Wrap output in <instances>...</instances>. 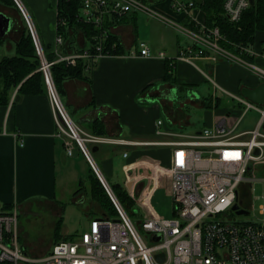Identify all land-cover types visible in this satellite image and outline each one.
Wrapping results in <instances>:
<instances>
[{
  "label": "built area",
  "instance_id": "built-area-1",
  "mask_svg": "<svg viewBox=\"0 0 264 264\" xmlns=\"http://www.w3.org/2000/svg\"><path fill=\"white\" fill-rule=\"evenodd\" d=\"M15 1L28 20L42 61L56 119L57 136L63 139L69 155H73L76 146H79L88 157L119 216L102 214L94 217L88 228L78 232L76 237L63 238L49 252L31 256L20 244L19 209L13 207L11 211H1L0 264H264V197L259 207V220L240 221L229 213L237 202L240 203V209L247 211L244 214L249 213V208L240 199L239 188L250 179L248 174L253 162L264 159V103L233 94L244 108L234 115L232 124L225 117L214 127H206L200 133L189 136L167 126L161 117L156 121V134L164 139L145 142L120 140L142 146L166 147L171 151L169 173L173 217L158 214L151 205L148 207L149 217L141 221L138 227L92 156V146L115 140L106 135L90 133L75 123L56 90L51 72V65L56 62L76 65L80 59H85L89 70L96 60L104 56L120 55L104 50L103 41L111 27L97 38L94 52L88 44L83 51L65 53L61 48L64 36L59 26L66 22L57 17L53 48L56 58L48 61L21 0ZM164 1L169 2L168 13ZM203 1L83 0L81 19L98 26H102L106 20L115 25L122 23L128 15L145 13L187 36L190 42L175 56H170L164 50L153 52L146 41H141L136 48L139 55L165 59L172 67L179 61H186L202 71L206 60L212 61L214 65L224 61L246 67L260 82H264V67L248 58L254 55L250 46L234 43L233 48H229L223 45L225 35L219 25L208 23L206 11L201 6ZM252 2L223 0L222 14L229 22L238 23ZM173 14L180 17L174 19ZM113 47H116V43ZM199 61H203L204 67L199 65ZM208 78L214 82L215 90L220 87L231 94L211 76L208 75ZM252 109L258 112V119L251 128L240 129L245 115ZM232 113L228 112L229 115ZM128 190L135 198V190ZM159 255H163L162 260L158 258Z\"/></svg>",
  "mask_w": 264,
  "mask_h": 264
},
{
  "label": "crops",
  "instance_id": "crops-1",
  "mask_svg": "<svg viewBox=\"0 0 264 264\" xmlns=\"http://www.w3.org/2000/svg\"><path fill=\"white\" fill-rule=\"evenodd\" d=\"M28 3L33 14L27 8ZM37 3L39 5H36L34 0H27L25 4L21 0L22 7L38 33L42 47L52 53L57 14L55 16L49 9L47 0H38ZM2 16L5 21L10 20L11 26L0 32V59L16 53L17 41L27 24L26 16L17 2L10 4L0 0V17ZM136 17L137 14L134 15V20ZM136 29L131 23L112 25L111 31L122 41L124 45L122 53L125 54L104 56L95 61L85 77L66 79L62 85L63 92L60 98L78 126L90 133L103 129L106 136L115 140L112 143L97 145V151H93L96 145L92 146L93 159L103 174L95 157L102 156L103 165H106L112 158L110 155L115 150H120L125 160L124 169L127 184L131 183L130 188L135 190L139 183L148 179V184L142 183L144 190L151 189L152 193H155L164 186L171 192V176L157 177L154 153H158L159 149L119 141L157 140L156 121L163 117V114L168 118L163 117L167 126L187 134L184 129L189 126L190 116L174 106V94L181 84H194L203 80L204 70L186 61H179L173 67L172 77L166 79L167 60L145 57L139 55L136 49L133 50ZM157 37L159 41H163V36ZM175 43L167 48L164 45L162 47L149 45L153 52L164 50L168 55L175 56L186 46L178 40ZM250 48L254 55H249L248 58L264 67V31L256 33L255 41ZM205 65L212 68L215 77L234 90L240 88L242 90L246 86L255 88L262 83L242 65H231L224 61L214 65L210 60H206ZM16 91L12 92L8 105L0 106V128H5V131L0 129V212L13 207L23 209L32 199L41 198L45 199L42 204L56 215L55 212L59 211L63 202L62 198L71 194L77 195L88 184L93 167L79 146H76L73 155H69L63 139L57 136L49 91L44 94L22 95L18 100ZM14 96L16 101L13 103ZM198 102L204 107L214 105L211 99L207 98L199 99ZM225 117L229 124L234 123L235 116L222 110L219 117H215L210 125L214 127ZM94 121H97L100 127H94ZM206 127L208 126L205 124L202 129ZM200 131L202 130L196 134ZM162 151L165 156L163 160L169 165L171 151L169 148ZM125 152L128 154L125 155ZM18 229L20 239H24V247H29L30 243L23 238L19 226ZM41 251H36L37 255L46 252Z\"/></svg>",
  "mask_w": 264,
  "mask_h": 264
},
{
  "label": "rangeland",
  "instance_id": "rangeland-1",
  "mask_svg": "<svg viewBox=\"0 0 264 264\" xmlns=\"http://www.w3.org/2000/svg\"><path fill=\"white\" fill-rule=\"evenodd\" d=\"M23 2L26 4L27 0H23ZM37 2L38 0H34V3L39 5ZM47 2L49 9L55 13L56 16V0H47ZM28 4L27 8L29 9V12L33 14L32 9H30V3ZM163 4L167 6L165 11L168 13L169 2L164 1ZM129 16L126 17L122 23H131L137 28L135 32L136 41L132 45L133 50L138 48L141 41H146L148 44H154L155 47H162L164 45L166 48L172 46L171 44L175 43L177 40L184 45H187L188 42H190L187 36L178 33L162 22L150 18L145 13H138L136 20H134V16ZM176 16L177 15L173 14L174 19H176ZM177 17L179 18L180 16ZM26 23L29 24L27 20ZM30 23H32V21H30ZM157 36H163V41H159ZM176 44L177 43H175V45ZM168 50H171V48H168ZM211 69L212 68L205 65L203 73L200 71L205 77L203 80L194 84H181L176 88L174 94V106L182 109L188 116H190L189 126L184 129L185 133L189 136H193L197 131L202 130L205 124L208 127H212L210 122L215 117H219L222 110H225L226 112L231 111L234 116L238 111L244 108V105L233 96L234 94L236 96L245 97L241 88L237 90L232 89L228 84L223 83L215 77ZM208 75L231 94L227 93L220 87L215 90V84L210 78H208ZM227 76H229V74H227ZM206 98L211 99V102L214 104L213 107L199 105V99L202 100ZM163 117L168 119L165 114H163ZM256 118H258L257 111L254 109L248 111L240 128H251ZM164 138L165 137L162 136L157 137V139ZM153 148L159 149L157 151L158 153H154L156 154L154 162L156 164V171L158 172L157 177H169V165L163 160L164 152L162 151L166 147L153 146ZM110 157L112 158L106 165H103L102 161L104 159L102 156H96L95 158L109 183L127 189L129 195L132 197V194L129 192L130 190H128L130 188L127 186V174L124 169L125 160L121 151L115 150ZM248 177L250 179L240 186L239 192L240 199L244 202L243 205L249 208V213L238 214L235 210H229V213H232L233 216L240 221L259 220L261 218L259 207L264 197V159L253 162ZM142 183L145 185L148 184V179H144ZM142 183H139L135 188L134 200L137 205L133 206L128 211L134 223L139 227L141 221L149 217L148 211H150V209L148 207L151 205L158 214L167 218H172L173 201L170 190L167 187L162 186L155 191V193H152L151 189L144 190V184ZM43 200L45 199L34 198L26 203L23 209L18 207L20 209V232L23 235V238H26L27 242L30 243V246L24 247V239H20V244L31 256L37 255L38 253H36V251L42 252L41 250H46L45 253L49 252L54 244L63 238L76 237L78 232L84 231L88 228L92 217L101 216L105 210L109 212L108 209L102 208L100 204L92 198L91 181H89L88 184L77 193V195L71 194L68 197L62 198V211L60 207L59 211L55 212L56 215H54L46 205L42 204ZM144 203H147V205ZM114 207L117 209L115 205ZM11 210L12 209H10V211ZM110 215L112 217L119 216L118 211L111 213Z\"/></svg>",
  "mask_w": 264,
  "mask_h": 264
},
{
  "label": "trees",
  "instance_id": "trees-1",
  "mask_svg": "<svg viewBox=\"0 0 264 264\" xmlns=\"http://www.w3.org/2000/svg\"><path fill=\"white\" fill-rule=\"evenodd\" d=\"M3 1V0H2ZM10 4H16L15 0H4ZM223 0H204L201 6L206 11L207 21L211 25H219L226 40L223 45L233 48L234 43L251 46L255 41L258 31H264V0H253L251 6L246 9L238 23H231L222 14ZM83 0H58L57 17L63 18L66 24L59 26L60 32L64 36L63 52L83 51L88 44L94 52V43L97 38L109 28L113 22L106 20L102 26L86 22L81 19ZM123 22V21H122ZM116 43V47L113 44ZM104 50L113 54H121L124 51V45L119 37L112 31H109L105 37ZM45 57L48 61H54L56 55L47 52L43 46ZM173 67L167 62L166 79L173 75ZM87 61L80 59L76 65H69L66 62H56L51 65L52 77L55 86L61 95L62 85L69 78L85 77ZM16 91V97L31 94L48 93V86L42 69V61L29 26L25 29L17 41V49L14 55L4 56L0 59V106L8 105L12 92ZM16 97L13 103L16 101ZM94 127H100L97 121L93 123ZM95 134L105 135L103 129L97 130ZM89 181L92 182V198L95 199L102 208L108 209L103 214L110 215L115 213L114 204L95 170L91 169ZM109 182V181H108ZM81 183L83 181L81 180ZM127 211L137 205L135 198L131 197L127 189L119 185L109 183ZM62 218V217H61Z\"/></svg>",
  "mask_w": 264,
  "mask_h": 264
},
{
  "label": "water",
  "instance_id": "water-1",
  "mask_svg": "<svg viewBox=\"0 0 264 264\" xmlns=\"http://www.w3.org/2000/svg\"><path fill=\"white\" fill-rule=\"evenodd\" d=\"M11 26L10 24V20H6L4 16L0 17V32L6 31L7 29H9ZM39 44V42H38ZM199 65L201 67H204L203 61H199ZM242 93L244 96H246L247 98L251 99L252 101L256 102V103H264V82L260 83L257 87L252 88V87H243L242 88ZM20 99V96L17 97V100ZM98 150V146L96 145L93 148V151H97ZM258 152V150H257ZM127 186L130 188L131 183H128ZM240 203H236L233 206L234 210H237L238 214H244L247 213V211L245 209H240ZM159 259H163V255H159L158 256Z\"/></svg>",
  "mask_w": 264,
  "mask_h": 264
}]
</instances>
